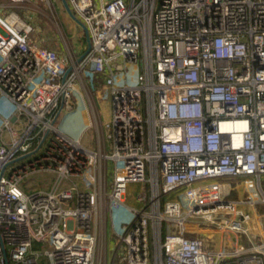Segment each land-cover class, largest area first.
Masks as SVG:
<instances>
[{"label":"built area","instance_id":"1","mask_svg":"<svg viewBox=\"0 0 264 264\" xmlns=\"http://www.w3.org/2000/svg\"><path fill=\"white\" fill-rule=\"evenodd\" d=\"M67 1L92 44L80 60L63 43L68 65L1 14L32 0L0 3V264H98L100 225L109 215L117 232L129 187L145 184L151 200L127 207V264H264V242L213 253L185 228L232 215L220 229L240 232L251 216L239 207L264 205V0ZM100 80L110 153L62 125L76 94L100 136ZM36 174L58 181L25 190ZM223 179L241 181L249 201L228 200ZM163 222L180 229L157 242Z\"/></svg>","mask_w":264,"mask_h":264},{"label":"rangeland","instance_id":"2","mask_svg":"<svg viewBox=\"0 0 264 264\" xmlns=\"http://www.w3.org/2000/svg\"><path fill=\"white\" fill-rule=\"evenodd\" d=\"M35 6H32L31 4H26L24 8L20 9L19 11H27L32 12L34 14L35 22L33 23L34 33H33V39L37 44H40L46 48L52 49L57 51V53L60 55L61 61L68 65V62L65 58V49L63 43L69 48L73 49L76 53V55L81 56L84 51L87 49V40L85 38V34L82 30V28L77 25L67 14L63 4L62 0H50V7L55 15H53L49 11V7L46 5V3L43 0H32ZM130 1V0H128ZM134 75H132V78ZM98 83V82H97ZM101 87L99 86V83L95 85V93L97 94L96 102L97 104L101 103V101H105L104 99L105 93L101 91ZM70 104L72 106H76L78 110L85 109V105L82 102V100L79 99V97L74 94L72 99L70 100ZM2 107V101L0 102V108ZM103 116V111L100 109ZM10 112L5 113V117H8ZM69 120V115L65 118V121L67 122ZM1 124V122H0ZM96 136L94 132H90L87 136L83 137V143L87 145L90 148H96ZM113 169H114V163L109 162L108 163V187L110 191V187L113 182ZM58 181V177L55 174H36L29 178L26 181V188L25 190L31 191H37V190H50L52 186ZM76 184H80V180L75 181ZM143 185H131L128 189L129 198L131 201H126L127 207L134 206L136 207L138 205L137 201H134L136 196L140 193L142 190V187L147 189L149 192L148 200L150 201L152 198V193L149 186ZM28 186V187H27ZM244 190V189H243ZM147 194V192H145ZM245 196L241 201L248 202L251 193L244 190ZM151 195V196H150ZM166 198L161 199L162 205H164ZM232 201H238V198H231ZM240 201V200H239ZM127 207H124L121 211L124 212L123 217L118 216V212L114 213L115 218V224L118 226L117 232H115L113 228V224L111 221V217L107 215V223L101 224L100 229V239H99V247H98V253H97V260L98 264H127V247L122 243V237L125 235L124 230V224L125 222H128L129 220H125L126 215H130ZM239 210L243 211L244 213H247L251 216V219L243 224L244 229L240 232L231 231L233 233H241V232H253L251 236H254L255 234L257 237H259V240H261L260 244L264 242V205H257L255 207H239ZM131 217V215H130ZM234 216L232 215H224L223 217H219L217 219L216 223H206V220L198 219V220H192L188 221V223H185V228L187 229L186 236L190 238H198L201 239L203 242H206L208 244L209 248L205 246V250L209 252L215 253L217 244L216 242H213L215 238L208 237L206 235V231L208 233L214 234V232L210 231H218L219 234L225 233L224 230H221L220 227L224 225L223 223L227 221L228 219H232ZM249 226V232L246 228V225ZM248 227V226H247ZM180 229V226L177 224H173L171 222H163V228H162V238L164 239L165 235L171 232H178ZM202 235L206 236L207 241H204L202 238ZM209 234V235H210ZM223 235V234H222ZM159 238L156 240L158 242ZM216 240V239H215ZM258 244V245H260ZM152 248H154V240L152 243Z\"/></svg>","mask_w":264,"mask_h":264},{"label":"crops","instance_id":"3","mask_svg":"<svg viewBox=\"0 0 264 264\" xmlns=\"http://www.w3.org/2000/svg\"><path fill=\"white\" fill-rule=\"evenodd\" d=\"M5 2V0H0V3L3 4ZM1 14L12 24H27L33 27V23L35 22V18H34V14L32 12H27V11H19V10H15V9H7V10H2ZM99 86L101 87V91L105 93L104 99H106L104 102L101 101V103L97 104V113L95 115V119H97L98 122V127L100 128V136L98 137V132L97 129L95 127H91V123L94 122V117L93 115L90 114V112L87 110V108L85 107V109H81L78 110L76 108V106H72L69 110L66 111V114L63 118V128L74 138L76 139H80L81 143L84 147L88 148L89 150L92 151H96L99 148H102L104 152L106 153H110V141L108 138V131L105 129V125H107L108 123H110L111 119H112V103L110 100V93L109 91L104 87V81L100 80L98 81ZM97 83V84H98ZM100 109L103 111V116H102V112L100 111ZM69 115V120L66 122L65 118ZM90 132H94L95 136H96V148H90L87 145H85L83 143V137L87 136ZM219 183L222 185L223 187V191L225 192L226 198L228 200H231V198H238V201L241 199H243V197L245 196L244 194V190L242 187V183L239 180H230V179H223L220 180ZM145 186V185H143ZM149 186V185H146ZM150 187V186H149ZM261 188L264 192V176L261 179ZM151 190V189H150ZM145 192H147V196L149 197V192L147 191V189H145L144 187H142V190L140 191L141 194H144ZM140 193L136 196V198L134 199V201H138V197L140 195ZM151 196V195H150ZM150 198V197H149ZM166 200V199H165ZM126 201H131V199L129 198V194H127V199ZM232 201V200H231ZM132 207V206H130ZM132 208H141L140 203H138V205L136 207H132ZM125 214L123 211H120L118 213L119 217H123ZM127 221L130 222L132 220V218L130 217V215H126V218L123 221ZM125 222V223H128ZM113 224V223H112ZM124 224V223H123ZM248 226V227H247ZM249 226L251 225H246V228L249 232ZM116 229H118V226H116ZM206 235L208 237H212L215 238L213 242H216L218 249H216L215 253H222V252H233L235 249H241L244 248L247 251H251L253 249H255L256 247H258L261 242V240H259V237H257V235L255 234L254 236H251L253 234V232H249L247 234V232H241V233H233V232H225L222 234H219L218 231H210V232H214V234L208 233V231H206ZM210 234V235H209ZM202 238L204 239V241H207L206 236L202 235ZM208 242V241H207ZM205 243L206 248L209 246L208 244ZM209 243V242H208ZM209 248V247H208Z\"/></svg>","mask_w":264,"mask_h":264},{"label":"water","instance_id":"4","mask_svg":"<svg viewBox=\"0 0 264 264\" xmlns=\"http://www.w3.org/2000/svg\"><path fill=\"white\" fill-rule=\"evenodd\" d=\"M62 4L67 12V14L69 15V17L77 24L79 25L84 34H85V38L87 40V49L85 51V53L81 56V59L80 60H83L90 52H91V49H92V44H91V38H90V34H89V31H88V28L74 15L69 3L67 0H62ZM71 71V69L68 71V73ZM162 239V235H161V238L159 239L161 241Z\"/></svg>","mask_w":264,"mask_h":264}]
</instances>
